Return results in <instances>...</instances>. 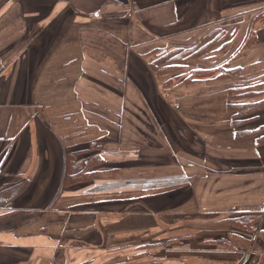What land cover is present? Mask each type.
<instances>
[{
  "label": "crops",
  "instance_id": "1",
  "mask_svg": "<svg viewBox=\"0 0 264 264\" xmlns=\"http://www.w3.org/2000/svg\"><path fill=\"white\" fill-rule=\"evenodd\" d=\"M237 1L0 6V189L28 182L0 206V264H238L251 253L222 245L232 227L224 220L259 217L264 229V143L236 138L213 85L178 81L185 74L164 91L150 70L153 54L222 23L233 32L226 60L242 78L251 50L231 56L248 18L227 6L264 0ZM255 121L264 124V111ZM85 147L102 172L66 188L67 153Z\"/></svg>",
  "mask_w": 264,
  "mask_h": 264
},
{
  "label": "trees",
  "instance_id": "2",
  "mask_svg": "<svg viewBox=\"0 0 264 264\" xmlns=\"http://www.w3.org/2000/svg\"><path fill=\"white\" fill-rule=\"evenodd\" d=\"M22 5H29L25 2L30 0H22ZM19 0H0V6L15 4ZM264 13L258 14L255 18L263 17ZM255 22V21H254ZM232 29L226 28L225 30L218 28H211L205 34L202 35L200 40H198L194 45L189 46L186 49H174L177 50L173 54L165 53L161 54L160 57L152 60L150 63V70L156 75L160 74L161 76L172 75L170 78H167L163 81L164 85L168 87L171 85L172 81L179 78L181 75L177 74L176 70L183 68L186 63V59L192 58L208 47L214 46L215 44L222 43V48L225 47L232 39ZM219 47H212V52H215ZM183 54L187 56L184 58ZM183 61H181L182 59ZM215 70L211 69H194L190 75L184 76L183 82L186 84L196 83L200 80L204 81H214L225 79L226 74L214 73ZM229 75H236L237 70L232 69L228 70ZM229 76V77H231ZM228 97L235 98L234 101L227 103V109L231 116V126L233 129H236V138L237 139H246V138H256L258 143H264V124L256 127L255 129L248 130L245 129L247 123L252 122L258 118V115L261 111H264V97H259L256 99L257 94L264 92H254L253 89L248 87L243 88H229L227 91ZM257 93V94H256ZM253 96V98H249ZM237 97V98H236ZM95 148L90 150L89 147L82 149H76L68 151L66 156V171L64 177V187L70 188L78 184L88 185L92 182L93 175L98 172L95 169H98L100 164L99 156L94 153ZM95 170V171H94ZM28 182L26 180L19 181L17 183L11 184L7 187L0 189V206L14 199L15 197L22 194L27 187ZM255 219L248 216H238L224 220L229 223L231 226L236 228H246L247 226H252ZM231 233V232H230ZM229 233V238L233 237V234ZM224 243H229V241H223Z\"/></svg>",
  "mask_w": 264,
  "mask_h": 264
},
{
  "label": "rangeland",
  "instance_id": "3",
  "mask_svg": "<svg viewBox=\"0 0 264 264\" xmlns=\"http://www.w3.org/2000/svg\"><path fill=\"white\" fill-rule=\"evenodd\" d=\"M239 0L235 3L238 4ZM243 1H241V5H236L237 7L233 6L231 4V6H227V12H232L236 17L238 16H245L247 17L248 21H246V26H245V39L243 41V44H240L239 48H237V51H235V53L231 56V61L237 59V57H240V55H242L245 51L251 50V55L247 58V69H246V73L243 74V79L240 78L242 75V67L239 66L237 60L234 61V63L231 65H229L228 63H230V61H227L226 58L229 56L228 52L233 39H231V41L229 43H227L225 45L224 48H222V43H218L215 44L214 46L208 47L207 49H205L204 51H202L201 53H199L198 55L192 57V58H188L186 60H184L186 63L184 65L183 68H179L176 70L177 74L179 75H185L188 76L191 74V72L194 69L197 68H202V69H213L215 70L214 73L217 74H228V70H232L235 69L238 71V73L234 76V75H229L225 77V79H220V80H214V81H204V80H200L198 82L204 81L206 85H213L214 86V92L211 93L213 95L214 98H218V97H223L224 100V104L226 105V110L229 113L228 109H227V103L234 101L233 99L235 98H230L228 97V93L227 91L229 90V88H243V87H248L254 90V92H264V77L263 79H261L259 76L261 73H263V70H260V67H264V16L261 18H255L258 14L260 13H264V2H263V6H253L251 7L250 3H248L249 1H247L246 3H242ZM245 2V1H244ZM24 8L23 12H31L30 6H25L22 5ZM255 8V11H254ZM44 10V9H43ZM13 9H10L8 12H13ZM46 12V10H45ZM264 15V14H263ZM255 21V22H254ZM199 28H201L198 33H195V35L183 46H177V47H173L170 50H168L165 53H169V54H173L175 51L174 49H181L184 50L186 49L185 47H189L194 45L198 40H200V38L202 37L203 34H205L209 29H206V25H199ZM214 28H218V29H222L225 30L226 27L223 26V24L221 23V25L216 26ZM211 29V28H210ZM231 29V28H230ZM262 31V34H258L259 38H257V32ZM219 47V49L215 52H212V47ZM158 48V47H156ZM155 49V48H154ZM158 51V50H157ZM225 51V54H223V52ZM228 51V52H227ZM156 52V51H155ZM153 54V53H151ZM158 56V55H157ZM156 55L153 54L152 59H156L155 57H157ZM161 55H159L158 57H160ZM184 58L187 56L186 54H183ZM153 59V60H154ZM182 59V56L181 58ZM215 62L210 63L211 60H214ZM225 60V61H224ZM183 61V59L181 60ZM257 62L256 66H253V63ZM213 64V65H212ZM251 66L252 68L248 67ZM245 72V71H244ZM156 76L159 78L158 80H162L164 81L165 79L167 80V78H170V76L172 75H166V76H161L160 74H156ZM246 76H248V78H245ZM183 77H180L178 79V81H181ZM246 79V80H244ZM194 84V83H192ZM164 83H162V89L164 91H167L170 88V85L168 87L163 86ZM190 85V84H188ZM207 89V86H205ZM206 90H200V92H205ZM257 94V93H256ZM222 95V96H221ZM259 97H264V93L261 94H257V98ZM237 98V97H236ZM249 98H253V96H250ZM177 109V108H176ZM262 112V111H261ZM260 112V113H261ZM259 113V115H260ZM230 114V113H229ZM256 121H252L251 123H247L248 126H255ZM258 126V124H257ZM250 129H255V128H250ZM105 204V203H104ZM186 217H191L192 215L190 213H187L184 215V219ZM248 217H252V216H248ZM253 218V217H252ZM259 218V217H258ZM255 219L252 226H247L246 228H236V227H231V233L233 234V237L225 239L224 241H229V243H224V246L229 247L231 249H233L234 251H237V253L246 251L249 248H252L251 253L248 252L243 259L241 260V262H239L238 264H264V246L263 245H259L260 242L264 243V229H261L260 227V218L259 219ZM167 222H173L170 224V226L167 227L168 232L170 231L169 228L174 229L173 227L176 225L175 223V218L172 219H167ZM227 223V222H226ZM260 228V229H259ZM173 236V234L171 235ZM249 237L252 239L253 237H258V241L257 244L254 245V247H251V242H249ZM168 242H172L174 243L173 239L168 240ZM223 245V244H222ZM162 246H166V244L163 243ZM245 253V252H243ZM199 254V253H198ZM234 254V253H233ZM255 255H257V258L255 257ZM171 256V255H170ZM169 256V257H170ZM164 262V261H162ZM165 262H170L172 264H174L177 261H174L173 258H171L169 261H165ZM169 263V264H170ZM186 263V262H184ZM152 264H155L154 262H152ZM158 264V263H157ZM162 264V263H161ZM181 264V263H180ZM186 264H207V261L205 259L202 258H194L191 262H187Z\"/></svg>",
  "mask_w": 264,
  "mask_h": 264
}]
</instances>
